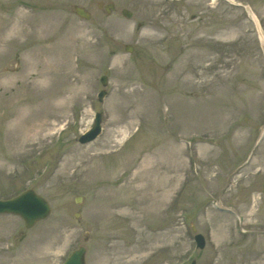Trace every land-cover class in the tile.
<instances>
[{
	"label": "rangeland",
	"instance_id": "rangeland-1",
	"mask_svg": "<svg viewBox=\"0 0 264 264\" xmlns=\"http://www.w3.org/2000/svg\"><path fill=\"white\" fill-rule=\"evenodd\" d=\"M0 1V199L51 205L0 214V264H264V0ZM69 28L36 79L31 50Z\"/></svg>",
	"mask_w": 264,
	"mask_h": 264
},
{
	"label": "water",
	"instance_id": "water-1",
	"mask_svg": "<svg viewBox=\"0 0 264 264\" xmlns=\"http://www.w3.org/2000/svg\"><path fill=\"white\" fill-rule=\"evenodd\" d=\"M112 8H114L113 4H109L106 6L108 12H110ZM76 12L83 17H90V14L87 13L83 8L77 7ZM123 12L128 17L131 16V12H129L128 10H124ZM126 49L133 50V47L127 45ZM102 81L104 82V84H106L107 77H103ZM104 94L105 92L103 91L101 93V98ZM96 119L97 120L95 127L81 137L80 141L82 143L93 140L99 134L101 130V115L99 114ZM77 200L80 199L78 198ZM50 211L51 207L49 203L45 200V198L38 195L34 190H29L14 199L0 201V212H12L20 214L24 218L27 227H31L38 220L47 217ZM195 238L199 246L204 247L205 237H203L201 234H198ZM65 264H86L85 248L81 246L79 250H76L73 255H71V257L65 262ZM193 264H195V262Z\"/></svg>",
	"mask_w": 264,
	"mask_h": 264
},
{
	"label": "bare ground",
	"instance_id": "bare-ground-1",
	"mask_svg": "<svg viewBox=\"0 0 264 264\" xmlns=\"http://www.w3.org/2000/svg\"><path fill=\"white\" fill-rule=\"evenodd\" d=\"M42 24V23H41ZM38 25H40L39 23H38ZM40 27V26H39ZM43 27H41V29H42ZM44 29H48V27L47 26H45L44 27ZM44 29H42V30H44ZM261 37L263 38L264 37V35L261 33ZM75 38H76V36L73 34V30L71 29V28H69V29H67L66 30V32L61 36V38L59 37V39L57 40V41H51L50 43H48L50 40H51V38L50 39H44L43 38V41L42 42H44V43H42L41 45H38V46H35L34 48H33V50H31V55L33 56V66H34V69H37V72L36 73H34L35 74V78L36 79H39V78H41V79H43V77H47V76H49L51 73H52V75L54 76V73L53 72H55L54 70H53V67L51 66V65H49L48 63H50V61L48 60V62L46 63L47 65H45V64H43L42 65V67L40 68L39 66H38V59L39 58H41V57H39L41 54H45L44 52H46V54H49V56H50V54L51 53H54V52H59V50H61L62 51V54L65 52V51H68L69 52V50H71V49H75V48H77L75 45H73V42H74V40H75ZM83 42V40L82 39H80V44ZM83 45H84V43H82ZM92 48H93V46L91 45V44H86L85 45V47L83 48L81 45H80V51L81 52H84L86 55H88V56H90V57H95L96 56V54H94V52L92 51ZM43 51V52H42ZM51 52V53H50ZM99 56L97 55V59H99L98 58ZM47 61V60H46ZM45 65V66H44ZM32 66V67H33ZM73 69L75 70V68L73 67ZM72 68H69V71H67L68 72V74H70L72 71H74ZM66 73V72H65ZM52 75H51V77H49L50 78V81L53 83H55L56 82V79H55V77H54V79H55V81L54 80H52L51 78H52ZM129 85V83H124V84H122V86H128ZM68 93H70V94H73V89H71L70 91H68L67 92V94ZM142 102L144 101V99L142 98V100H141ZM124 133H125V135L127 134V130H124ZM123 133V134H124ZM97 157H98V155H97ZM87 173L89 174L90 173V175H92V176H98V175H100V172H99V170H97V167L96 168H91V169H88L87 170ZM142 188L140 189L139 188V191H138V193H139V195H140V197L142 196ZM145 190V189H144ZM139 197V198H140ZM143 197V196H142ZM142 197L139 199L140 201H142ZM4 218V217H3ZM5 220L6 219H9V218H4Z\"/></svg>",
	"mask_w": 264,
	"mask_h": 264
}]
</instances>
